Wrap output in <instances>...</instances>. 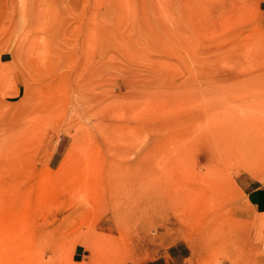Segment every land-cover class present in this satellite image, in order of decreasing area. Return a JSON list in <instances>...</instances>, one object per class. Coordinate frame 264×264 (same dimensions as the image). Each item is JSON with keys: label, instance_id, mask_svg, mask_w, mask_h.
Wrapping results in <instances>:
<instances>
[{"label": "rangeland", "instance_id": "rangeland-1", "mask_svg": "<svg viewBox=\"0 0 264 264\" xmlns=\"http://www.w3.org/2000/svg\"><path fill=\"white\" fill-rule=\"evenodd\" d=\"M264 0H0V264H264Z\"/></svg>", "mask_w": 264, "mask_h": 264}, {"label": "crops", "instance_id": "crops-1", "mask_svg": "<svg viewBox=\"0 0 264 264\" xmlns=\"http://www.w3.org/2000/svg\"><path fill=\"white\" fill-rule=\"evenodd\" d=\"M249 199L251 205L255 208L256 212L264 215V184L254 189H251V191L249 192Z\"/></svg>", "mask_w": 264, "mask_h": 264}]
</instances>
